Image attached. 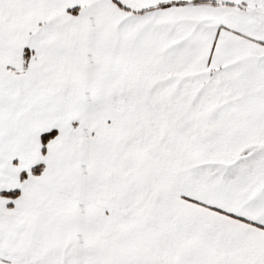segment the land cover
Instances as JSON below:
<instances>
[{
	"label": "snow or ice",
	"instance_id": "snow-or-ice-1",
	"mask_svg": "<svg viewBox=\"0 0 264 264\" xmlns=\"http://www.w3.org/2000/svg\"><path fill=\"white\" fill-rule=\"evenodd\" d=\"M0 264H264V0H0Z\"/></svg>",
	"mask_w": 264,
	"mask_h": 264
}]
</instances>
